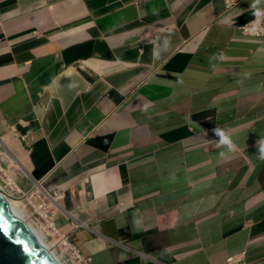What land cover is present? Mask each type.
Returning <instances> with one entry per match:
<instances>
[{
  "label": "crops",
  "instance_id": "obj_1",
  "mask_svg": "<svg viewBox=\"0 0 264 264\" xmlns=\"http://www.w3.org/2000/svg\"><path fill=\"white\" fill-rule=\"evenodd\" d=\"M226 2L0 0V155L90 264H264V38Z\"/></svg>",
  "mask_w": 264,
  "mask_h": 264
},
{
  "label": "water",
  "instance_id": "obj_2",
  "mask_svg": "<svg viewBox=\"0 0 264 264\" xmlns=\"http://www.w3.org/2000/svg\"><path fill=\"white\" fill-rule=\"evenodd\" d=\"M0 264H68L0 184Z\"/></svg>",
  "mask_w": 264,
  "mask_h": 264
},
{
  "label": "built area",
  "instance_id": "obj_3",
  "mask_svg": "<svg viewBox=\"0 0 264 264\" xmlns=\"http://www.w3.org/2000/svg\"><path fill=\"white\" fill-rule=\"evenodd\" d=\"M233 4L234 0H227L226 2V6L228 9L231 8ZM257 24H259L260 27L259 31L256 30ZM238 30L243 36L264 38V24L260 19H255L251 22L242 24L238 26ZM28 134L29 133H26V135L20 136V140L24 142L25 145H29ZM26 147V150L29 151L30 147ZM11 183V189L15 193L26 196L29 201V205L31 206L32 211L29 212V214L27 212V217L29 218L30 222L34 223L37 226H41L44 229V232L47 234V238L52 239L54 243L60 247L63 253L69 255L74 264H90L89 259L83 256L80 253L78 247L69 240V236L61 232L55 224L54 218L59 210L58 201L62 195L60 188L58 186H53V188L48 191L43 186L38 184L37 190L40 186L46 192L47 196H39L34 204L32 202V199L34 195L38 194L37 190L25 193L18 187L14 179ZM245 255V251L230 255L226 259V264H246Z\"/></svg>",
  "mask_w": 264,
  "mask_h": 264
},
{
  "label": "rangeland",
  "instance_id": "obj_4",
  "mask_svg": "<svg viewBox=\"0 0 264 264\" xmlns=\"http://www.w3.org/2000/svg\"><path fill=\"white\" fill-rule=\"evenodd\" d=\"M9 162L10 161L8 160V158L6 156L3 157V155H0V184L9 193V195L14 199V201L18 202L20 207L24 205L25 210L27 208L26 212H28V214H29V212L32 211V208L29 205V201L26 198V196L19 194V193H15L11 189L12 188V184H11L12 180L14 179L15 182L17 183L16 179L13 177L12 172L21 173V172H19V171H21V169L19 167L14 166V165H17L16 163H14V162L9 163ZM1 169H2V171H1ZM39 196L43 197L40 193L34 195V197L32 199V202L34 204L37 201V199L39 198ZM26 216H27V214H26ZM28 220H29V218H28ZM47 242L68 264H74V262L71 260L70 256L63 253L61 251L60 247L58 245H56L52 239L48 238Z\"/></svg>",
  "mask_w": 264,
  "mask_h": 264
},
{
  "label": "clouds",
  "instance_id": "obj_5",
  "mask_svg": "<svg viewBox=\"0 0 264 264\" xmlns=\"http://www.w3.org/2000/svg\"><path fill=\"white\" fill-rule=\"evenodd\" d=\"M260 3H261V0H255V2L252 5V7L256 9L254 15L257 17V20H259L260 18H264V10H261L260 8L257 7V5H259ZM256 30L257 31L260 30L259 24H257ZM220 58L223 59V54H220ZM214 133H215V136L219 137L218 143L220 145L227 147L230 151H233V152L236 150L234 141L223 129L215 128ZM259 158L264 159V141H262L260 144Z\"/></svg>",
  "mask_w": 264,
  "mask_h": 264
},
{
  "label": "bare ground",
  "instance_id": "obj_6",
  "mask_svg": "<svg viewBox=\"0 0 264 264\" xmlns=\"http://www.w3.org/2000/svg\"><path fill=\"white\" fill-rule=\"evenodd\" d=\"M4 157V156H3ZM10 158V157H9ZM10 163V162H9ZM20 167V166H19ZM21 170H23L22 167H20ZM2 171V169H1ZM19 171V170H18ZM20 172V171H19ZM9 179V178H8ZM12 184V183H11ZM38 193H40L41 195H44V196H47L46 192L39 186L38 187V190H37ZM17 205L19 206L18 202H16ZM20 207V206H19ZM20 209L22 210V212L25 214H27L26 210H25V207L24 205L20 207ZM27 217V216H26ZM32 223V222H31ZM32 225L36 228V230L40 233V235L43 237V239L47 242L48 238H47V234L44 232V229L41 227V226H37L35 225L34 223H32ZM48 243V242H47ZM49 244V243H48Z\"/></svg>",
  "mask_w": 264,
  "mask_h": 264
}]
</instances>
